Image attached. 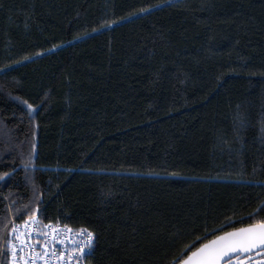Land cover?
Returning <instances> with one entry per match:
<instances>
[{
  "label": "trees",
  "instance_id": "1",
  "mask_svg": "<svg viewBox=\"0 0 264 264\" xmlns=\"http://www.w3.org/2000/svg\"><path fill=\"white\" fill-rule=\"evenodd\" d=\"M260 73L264 0H0V260L36 211L94 234L88 264H171L247 226Z\"/></svg>",
  "mask_w": 264,
  "mask_h": 264
},
{
  "label": "built area",
  "instance_id": "2",
  "mask_svg": "<svg viewBox=\"0 0 264 264\" xmlns=\"http://www.w3.org/2000/svg\"><path fill=\"white\" fill-rule=\"evenodd\" d=\"M39 215L36 211L21 223L10 219L2 242L0 264H79L78 249L85 247L86 234L77 235L81 229L61 222H46ZM56 240L63 243H56ZM53 248L57 250L56 255H52ZM92 249L84 257L83 264H88Z\"/></svg>",
  "mask_w": 264,
  "mask_h": 264
},
{
  "label": "snow or ice",
  "instance_id": "3",
  "mask_svg": "<svg viewBox=\"0 0 264 264\" xmlns=\"http://www.w3.org/2000/svg\"><path fill=\"white\" fill-rule=\"evenodd\" d=\"M142 11H147V9H142ZM106 26L110 27L111 25ZM37 55L42 54L37 53ZM24 59H31V57H25ZM17 63H20V61H17ZM252 75L256 74L253 73ZM259 75L264 76V73ZM28 108L30 111H34L32 105H28ZM261 131L264 132V127ZM172 175L176 174L173 173ZM0 179H3V177H0ZM261 212H264V202L254 212L249 213L251 222L247 223V226L224 232L222 235H215V231H213L214 239L202 242L198 247L195 246V241L190 245H186L171 264H234L235 261H240L243 264L242 257L245 254L264 255V217L259 215ZM64 231L71 230L65 229ZM85 234V247L78 249L77 259L79 264H83L84 257L93 247L94 234L92 232L87 229H81L77 232V235ZM197 239L202 238L197 237ZM55 242L63 243L61 240ZM56 251L53 248L52 255H56ZM247 259H252V256L248 255Z\"/></svg>",
  "mask_w": 264,
  "mask_h": 264
},
{
  "label": "water",
  "instance_id": "4",
  "mask_svg": "<svg viewBox=\"0 0 264 264\" xmlns=\"http://www.w3.org/2000/svg\"><path fill=\"white\" fill-rule=\"evenodd\" d=\"M214 239V238H213ZM248 255H253L252 256V259H247V256ZM244 259V260H243ZM242 261L245 262V261H257L255 262L254 264H264V255H255V253H250V254H245L243 257H242ZM234 264H239L237 263V261L234 262Z\"/></svg>",
  "mask_w": 264,
  "mask_h": 264
},
{
  "label": "flooded vegetation",
  "instance_id": "5",
  "mask_svg": "<svg viewBox=\"0 0 264 264\" xmlns=\"http://www.w3.org/2000/svg\"><path fill=\"white\" fill-rule=\"evenodd\" d=\"M252 256H253V255H252ZM243 260H244V259H243ZM255 262H257V261H245V262H243V264H254ZM237 263L241 264L240 261H237Z\"/></svg>",
  "mask_w": 264,
  "mask_h": 264
}]
</instances>
